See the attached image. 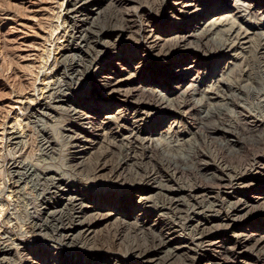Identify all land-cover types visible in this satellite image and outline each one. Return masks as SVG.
<instances>
[{"label": "bare ground", "instance_id": "obj_1", "mask_svg": "<svg viewBox=\"0 0 264 264\" xmlns=\"http://www.w3.org/2000/svg\"><path fill=\"white\" fill-rule=\"evenodd\" d=\"M102 1L104 0H62V2L59 4L60 11L56 17L57 31L62 30L63 33H70V38L72 39H70L71 42L69 41L65 47L63 46L61 53L58 55L59 61H61L59 63L63 64L67 59L71 58V56L74 57L69 60L78 59L79 61V59L81 60L80 51H82L84 48L88 49L90 50L89 58H91V60L89 59L90 62H87L88 65L86 64L87 66L85 68L88 67L89 71H87V74L90 72L88 75H92L93 73H91L90 68L95 66L97 60H101L99 55L101 54L103 47L113 46L114 48L115 41H111L112 38L116 37L118 39L119 37L123 36V33H130L132 29L136 27L138 28L136 31H134V34L136 32V35H139L137 36V42L140 43L139 47L144 49V52L148 50L147 52L149 54L155 52V55H162V57L166 56L167 52L171 48L189 49L191 48L190 45L192 44L195 45L196 50H194L195 52L190 55H193L194 59H197L204 54L207 55V53L211 50L219 51L221 53L223 52L224 55H229L230 52L234 51L236 47V41L237 43L242 42V45L248 44L247 42L249 41H246L248 39V35L241 37V35L238 34L232 35L230 42L228 43V40L222 41L219 39L218 33L223 31L222 29L219 30V26H224L221 23H225L223 21H226L229 24L235 22L233 21L234 18L230 19L233 16H226L225 13L217 14V19H215L212 24L207 26L208 28L202 33H195V30L191 29L189 34L183 35L181 29H176V36L174 39L172 37V40L170 39V41H166L164 39V41L159 42L158 38L149 41V34H151L152 31L157 32V30L160 28L156 26L155 19L149 18L152 15L150 9L146 8L145 11L144 9L140 10L137 8L135 11H139L138 13H130L128 11L129 8H124V10L119 9L118 18H107L106 22L108 25H101L100 19L103 13H105L104 10L102 11V9H99ZM108 1L111 2V6L113 7L126 6V4H124V0ZM204 1L206 2L208 0H189L186 3H180H184L183 7L190 5V7L196 8V3L199 4L200 2ZM209 1L213 2L216 0ZM238 1L240 2L241 7L242 5L245 6L244 2H248L246 7L251 10H256V6L250 5V0ZM163 2L164 0H160V3L163 4ZM91 6L97 11L93 12V8H91ZM162 7L163 5L161 6V4L156 5L154 8H152V11L157 10V13ZM241 7L239 6V8ZM109 10L110 9L108 8L106 12H109ZM147 14L149 16H147ZM191 20L193 21V18H191ZM191 20L188 21V23L185 22L187 26L192 24ZM260 21L263 23L261 19L258 21L259 24L256 23L255 26L260 27ZM231 25H233V23ZM172 26L173 25L169 24L165 27H161V29L169 31L171 30L170 27ZM227 29H232V26H229ZM222 36L224 37V35ZM260 36L261 35L259 34L258 37ZM261 37L263 38H256V41L259 42L262 39V46H264V34ZM75 39H77V42ZM159 39L162 40V38ZM131 53L132 52L128 53L126 56L123 55L121 60L123 62L128 60L130 61L131 56L134 55ZM236 58L237 55L235 56V53L230 55L231 61L234 62ZM224 59L225 58H221L219 61L221 62ZM197 60H195L194 67L190 66V63H177L179 66L177 65L178 67H176L182 71V73H184V76L186 71L190 73L195 71L194 73H196L195 75H197V77H193L190 80V85L193 90L192 93L199 89V84L196 81H202V78L199 74L203 68L205 70V65L208 63H198L200 60ZM80 65L81 61H79V64L76 66H72V68L68 70V73L67 71H64V74H62L64 75V79L66 75L73 81L75 79H79L83 71L80 69ZM230 65L233 64L229 62V64L226 65L227 67L224 69L227 70V73L225 71H221L222 74L219 75V78L216 81L220 86L221 84H226L230 74H233V66L230 67ZM104 66L105 69H103L104 72L102 73V78H104L102 80V82H104L103 86L107 88L112 87V92L122 91V93H120L121 97L123 98L122 105L120 107L121 112H119V114L114 113V115L109 111L108 113H105L103 119L106 120L107 123L102 125L103 123H96V118L99 116V114L98 111L94 109L95 107L87 108L78 104L67 107L65 111L70 113L73 122L77 126L75 127V125H72L71 127L61 128V130H58L62 132V135H60V139H62L61 143L66 142L72 146V152L69 151L68 153L64 154V157L62 160H60L62 167L60 172L58 169L52 170L50 168H48L49 170L43 168L46 171L40 172L37 171L34 166H31L28 163H16V161L13 162L11 169L17 177V180L15 181V188H19L22 184V180L27 179L30 176L33 181H36L37 179L40 185L45 189V191L43 190V192L40 193L42 197V199H40L42 200L41 203L39 199V201H37L36 205L38 209L34 207L32 209L35 210V212L30 213L29 218L32 220L31 225H29L27 229L25 228V233L24 231L21 232L19 237L31 235L33 240L35 237H41L50 245L43 246L42 248L38 249L36 246H34V244L29 247V244H32L30 242H28L25 246V243H23L21 239H16L15 241L8 239L7 242H0V260L2 261H0V264L5 262L10 263L11 261L15 263L18 259H26V263L28 264H46V259L52 260L53 264H98L99 260L101 261L99 264H128V261L123 260L124 258L120 259L117 256V254H121L120 251L119 253L115 254L112 250V248L119 242L121 247V241L124 238L123 231L126 230H130L136 236L140 235V237L143 236L145 239L148 238V241L144 240V244H135L136 246L133 244L134 246L129 248L127 251L129 253L127 255L132 258V261L136 259L138 262L152 264H172L174 261H179L181 264H191V262L193 264H198L204 263L206 257H208L209 260H212L211 256L214 257V255H219L221 258H225V261L226 259L232 261L241 260L249 261L250 264H264V236L259 234L260 226H253L252 224H247L244 226V224H246L248 221H251H247L249 218H246L248 213L257 207V204L250 203L246 193L248 191L253 192L257 188L256 183L258 180L260 178H264L263 159L261 160L256 157H252L251 159L247 158V160L241 163L238 168L225 164L224 160L217 156L211 158V156L206 157L205 153H200L199 155L198 152L197 154H193V151H190L192 154L187 152V158L191 160L196 159V161L199 160V162L201 161L200 163L197 162L199 166L196 165L193 167L195 172H205L206 178L208 180H214L215 183H217V188H207L208 186H205L206 188L202 189L198 188L200 186L197 187L196 185H182L181 181L175 177L177 174L176 171H173L170 174L168 173L169 175L164 174L166 175L164 177H161V174L159 175L157 173L158 171L156 172L154 169H151L150 171H144L142 168V163H138V160L141 159L143 161L147 154L148 156H151L152 152L159 150H161L162 153L166 152V155L169 153L172 155V153L178 152L177 150L184 151L185 146L183 143L179 144L180 147L178 149H175L174 145L170 146L167 141H164V139H157V136H159L157 131L162 129L160 128L162 124L161 121H159L156 125H154L155 123L152 121V126L148 128H145V124L157 116L165 113L157 111L158 113H156V115L152 114L155 111L154 109L160 111L163 108H169L168 111L174 112L176 118L180 120L179 123H184L187 121V117L190 115L187 108L188 103L185 94L181 92V82L185 81L186 79L173 81L171 85H168L167 87L160 86L157 90L149 91V93L147 90L146 94L142 93L140 90L137 91V89V92H130V89H125L126 91L124 89L119 90V87L123 86L120 83L123 82L127 85L130 83L126 79L123 81L116 80L117 82L115 81V83L110 86L112 82L110 81L111 78L109 75H111L112 71H109V66ZM106 69L107 71H105ZM111 69L113 70V68ZM93 72L95 73V71ZM211 72L214 74L215 70L212 68ZM58 85L60 84H57V86ZM57 86L55 87L57 88ZM225 86L228 87V92L232 93V84L227 83ZM43 89H49V87L45 86ZM43 89L42 91H44ZM50 90H45L42 93H49ZM166 92H170L173 95L171 100L165 98L164 95L167 94ZM140 93L147 98V101L145 100L146 102L143 100L140 102H134L135 99L133 98L138 96ZM237 93V90H235V94ZM49 94L47 96H49ZM50 95H54L55 98L58 99V101L55 103L60 104L59 106L71 100V97L64 93H54ZM47 96H43V98ZM190 97H193L192 94ZM39 98L41 99L42 97ZM93 99L94 98H92V100ZM209 99L213 101V103L219 104V107L223 111L225 106H228L231 101L229 99V95L225 97H221L220 95L217 98L211 97ZM91 103L96 107L104 106V102L99 100H94V102ZM108 105L109 104H107V106ZM208 105V108H210L211 105L215 106L214 104L210 103H208ZM130 107H134V115H132L133 118L131 117V121L129 118H127V115L124 114L127 108ZM27 108H29V106ZM39 111L43 115L48 114L49 107L43 102L39 108ZM81 120H83V122L79 123ZM107 126H109L108 129L113 126L116 130V133H111V131L105 130ZM255 126H259L263 128L262 130H264V119L260 121V123L255 122L251 128ZM89 130L97 132L94 137H97L98 133H100L99 139L101 138L102 142L107 140V143H105L107 147L105 148L104 146V151H101L100 153L96 152L94 154L95 156L92 158L90 155L87 156V154H89L88 149H93V147L90 148V146H92L94 142H97V138L93 139V137L89 134ZM171 130L172 127H169L165 132L170 133ZM76 131L79 133L75 134L74 132ZM177 133L181 134L182 136L186 132L179 130ZM45 136L46 141L42 143V151H44L47 155H53L55 153V155H57V153L62 154L63 147H60V149L57 148L58 139L51 138L50 132H46ZM174 136L177 137V135ZM206 136L204 133L199 135L203 142L207 141ZM17 139V137L13 138V140L16 141ZM230 140L225 143L233 142ZM113 157L116 158L114 165H112L110 162V158ZM205 158L210 159L211 162L214 161L213 164L216 163L215 165H217L216 169H209L207 167L209 162L206 163L207 161L204 162L203 160ZM128 162H135V164H133L134 168L132 167V169L128 170L126 174L124 168ZM105 170H108L106 174L104 173ZM191 170H193L192 167ZM205 173L202 174L205 175ZM103 179H109L108 181L110 183L112 182L111 185H114V188L115 186L125 185L126 183H137L136 185L138 187L131 188L129 189L130 191L126 190L125 193H127V198H122L119 200L120 203H115V200H111L112 204L115 203V206L120 207L116 211H111L107 207L110 204V201L108 203L102 202L106 199L105 195L101 194L104 191H97V189L92 186V184L96 181ZM244 191H246V193ZM173 192L179 193L175 194ZM114 195L116 198H118L122 196V193L117 192ZM231 195H236L238 197L242 196L244 199H237L238 197L232 198ZM258 195L259 196L257 199L261 197L260 195H264V191H260V194L258 193ZM262 199L264 200V198ZM133 200H135V202L137 201L136 203L138 206L135 205ZM262 205H264V201ZM187 207H191L190 209H192L189 215L188 213L184 212L186 211L185 208ZM131 209L135 212H138V214H132V212L129 211ZM150 213L152 214L150 215ZM208 214H214L215 216H208ZM152 216L155 219L151 221V218H153ZM110 220L113 221L110 222ZM181 222L184 223L181 224ZM22 227L20 226L19 228L22 229ZM99 227H104L103 231L105 230V232L101 230L99 231ZM171 245L175 246L170 247ZM49 249H51V252H49ZM21 250L26 251V255L22 253V255L19 254L18 251ZM201 254H203V256ZM252 255L255 258L252 257ZM257 258L260 260H257Z\"/></svg>", "mask_w": 264, "mask_h": 264}, {"label": "rangeland", "instance_id": "obj_2", "mask_svg": "<svg viewBox=\"0 0 264 264\" xmlns=\"http://www.w3.org/2000/svg\"><path fill=\"white\" fill-rule=\"evenodd\" d=\"M188 1L189 0H164L162 4L160 3V0H124V4H126V6H115V8L111 6L110 1L104 0L99 6V9L105 11V13H103V15L101 16L100 23L101 25H108L106 22L107 18H118L119 9L124 10V8H129L128 11L130 13H138L139 11H135L137 8L140 10H145L147 8L150 9V12L152 13L149 18L155 19L156 26L160 27L157 32L152 31L151 34H149L148 40L152 41L158 38V41L161 42L164 41V39L166 41H170V39L172 40V37L174 39V37L176 36V29H181L183 35L189 34L191 29H194L195 33H202L208 28L207 26L212 24L215 19H217V14L225 13L226 16H233L230 19L234 18L233 21L235 22H232L233 25H231L232 23L229 24L226 21L223 22L227 23L228 25L225 23H221L224 26H219V30H223L218 33L219 39H221L222 41L228 40V43L230 42L232 35L238 34L241 35V37H244V35H248V39L246 40H249L247 42L248 44L242 45V42L237 43L236 41V47L234 49V51L236 50L235 52L232 51L229 53V55H224L223 52L221 53L219 51L211 50L207 53V55L204 54L203 56L197 58L198 60L194 59L193 55H190L195 52L194 50H196L195 45L192 44L190 45L191 48L189 49L171 48L167 52V55L162 57V55H155V52L149 54L147 52L148 50L144 52V49H141L139 47L140 43L137 42V36L139 35H136V32L134 34V31H136L138 28L136 27L134 28L135 30L132 29V33H123L124 37L121 36L118 39L116 37L112 38L111 41H115L114 48L113 46L103 47V50L99 55L101 60H97L95 66L93 68H90L91 73H93L92 75H88L90 73L88 72L87 74V71H89V69L88 67L85 68L91 60V58H89L90 50L85 48L82 49V51H80L81 60L79 59V61H81L80 69L83 70L82 75L79 79H75L73 81L67 75L64 79V75L62 74H64V71H67L68 73V70L71 69L72 66H76L77 64H79L78 59H74L75 61L69 60L74 57L71 56V58L67 59L62 64L59 63L61 61H59L58 56L61 53L63 46L65 47L68 42H71L72 40L70 38V33H63L62 30L57 31L56 28V17L60 11L59 4L62 2V0H0V242H7L8 239L12 241L21 239V241L25 243V246L28 242H30L32 244H29V247L34 244V246H36L38 249L42 248L43 246L50 245L41 237H35L34 240L33 238H31V235L19 237V234L23 231L25 233V228L27 229L29 225H31L32 220L29 218L30 213L35 212V210H33L32 208H37V201L42 199L40 193H42L43 190L45 191V189L40 185L37 179L36 181H33L30 176L27 179L22 180V184L19 188H15V181L17 180V177L11 169L12 164L16 161V163H28L29 165L34 166V168L40 172L49 170L48 168L52 170L58 169L60 172L62 170L60 160H62L64 154L68 153L69 151L72 152V146L66 142L61 143L62 139H60V135H62V132L58 130H61V128L71 127L72 125H75V127L77 126L73 122L70 113H67L65 111L67 107H70L71 105L75 106L76 104L85 106L87 108L95 107L94 109L98 111L99 114V116H97L96 118V123H103L102 125H105L107 123V121L103 119L105 113H108L109 111L114 115V113L119 114V112H121L120 107L122 105L123 98L121 97L120 93H122V91L112 92V87L107 88L103 86L104 82H102V80L104 78H102V73L104 72L103 69H105L104 65L109 66L110 70H108L110 72H113L114 70V72H111V75H109V77L111 78L110 81L112 82L110 86H112V84L115 83L116 80L123 81L126 79L130 83H128V85L123 82L120 83L123 86L119 87V90L130 89V92L136 91L137 89V91L140 90L142 93L146 94L147 90L149 93V91L157 90L160 86L167 87L168 85H171L173 81L186 79L185 81L181 82V92L185 94L188 103L187 108L190 111H188L190 115L187 117V121H185L184 123H179L180 120L176 118L174 112L168 111L169 108H163L160 111L154 109L155 111L152 114L156 115V113L158 112L165 113L157 116V119L154 118L151 121H148L149 123L147 122V124H145V128H148L152 126L153 122L155 123L154 125H156L159 121H161L162 124L160 128L162 129L159 128L160 130L157 131V133H159L157 139H164V141H167L170 146L174 145L175 149H178L180 147L179 144L183 143L185 146L184 151L177 150L178 152L172 153V155H170V153H167L168 155H166V152H164V155L161 150L152 152L151 156H148L147 154L143 161L141 159L138 160V163H142V168L144 171H150L151 169H154L156 172L158 171L157 173L159 175L161 174V177H164L168 173L170 174L171 172L176 171L177 174L175 177H177L176 179H179L181 181L182 185H196L197 187L200 186L198 188L202 189L206 188L205 186H208L207 188H217V183H215L214 180H208L206 178L205 172L197 170V172H195L193 167H195L196 165L199 166L198 163H200L201 161L199 162V160L196 161V159L191 160L187 158V152L193 151V154H197L198 152L199 155L200 153H205L206 157L211 156V158L217 156L219 158H222L225 164L238 168L241 163L247 160V158L251 159L252 157H256L261 160L263 159L262 161L264 162V130H262L263 128L259 126H255L256 128H251L255 124V122L260 123V121L264 119V46H262V39L259 42L256 41V38H263L261 36L264 34V0H250V5L256 6V10H251L246 7V4H248V2H244L245 6L242 5L241 7V4L238 0H216L217 3L216 1L210 2L208 0L206 2H200L199 4L193 3L196 5V8H192L190 7V5H188L189 7H183L184 3ZM180 2L184 3L182 4ZM160 4L161 6L163 5V7L161 9L159 8L160 10L157 13V10L152 11V8ZM239 6L241 8H239ZM91 8L93 7L91 6ZM108 8L110 10L109 12H106ZM96 11L97 10L93 8V12ZM147 16L149 15L147 14ZM191 18H193V21L191 20ZM261 19L263 23H261L260 21V27L255 26V24L258 23V21ZM190 20L192 24H189L187 26L186 23H188V21ZM169 24L173 25L172 27H170L171 30L166 31L165 29H161V27H165ZM225 25H227L228 27L232 26V29H227L228 27ZM259 34L261 35L260 37H258ZM222 35H224V37ZM159 38H162V40ZM75 40L77 42V39ZM130 52H132L131 54H134L133 56H131L132 60L130 59V61L128 60L123 62L121 60L123 55L126 56ZM234 53L235 56L237 55V58L233 62L230 60V55H233ZM221 58L225 59L220 62L219 59ZM195 60H200L198 63L202 64H205L207 62L208 63L205 65V70L203 68L199 74L202 78V81H196L199 84V89L196 92L192 93L193 90L190 85V80L193 77H197V75H195L196 73H194L195 71H193V73L186 71L184 76V73H182V71H180L176 67H178L179 64L185 63H190L189 65L194 67ZM229 62L233 64L230 65V67L233 66L234 69L232 68L233 74H230V77L228 78L226 84H232L233 95L231 92H228V87L225 86L226 84H221L220 86L219 83L216 82L219 78V75L222 74L221 71H225L227 73V70L224 69L227 67L226 65L229 64ZM111 68H113V70ZM212 68L215 70L214 74H212L211 72ZM93 71H95V73ZM105 71H107V69ZM57 84L60 85L57 86ZM45 86L49 87V89H43ZM55 86H57V88ZM42 89L44 91H48L51 89L49 92L50 94H68L71 97V100L59 106L60 104L55 103L58 101V99H56L54 95H50L49 93L43 94L42 92L44 91H42ZM235 90H237V94H235ZM166 93L167 94L164 95L165 98L171 100L173 98V95L170 92ZM48 94L49 96H47ZM191 94L193 97H190ZM142 95L143 94L140 93L138 96H135V98H133L135 99L134 102H140L142 100L146 102L147 98ZM220 95L221 97L229 95V99L231 100L229 105L225 106L226 109L224 108V111L219 107V104H215L209 99L211 97L217 98ZM43 96L47 97L43 98ZM39 97L42 98L40 99ZM92 98L94 99L92 100ZM94 100L103 101L104 106H94L91 103L94 102ZM42 101L49 107V115H43L42 113H40L39 108L43 103ZM208 103L214 104L215 106L211 105V107L208 108ZM107 104L109 105L107 106ZM28 106L29 108H27ZM133 112L134 107H130L127 108L126 112L124 113L127 115V118H129L130 121L132 120L131 117L133 118ZM81 122H83V120L79 121V123ZM108 127L109 126H107L105 130L111 131V133H116V130L113 126H111V128L109 129ZM169 127H172V130L170 131V133H166L165 131ZM179 130H183L186 132L182 135L183 137L181 136V134L177 133L179 132ZM89 131L88 132L93 137V139L97 138V142H94L92 146H90V148L93 147V149H88L89 154H87V156L90 155L92 158L93 156H95L94 154L96 152L100 153L101 151H104V146L105 148L107 147V145L105 144L107 143V140L105 139L106 141L102 142V139H99L100 133H98L97 137H94L97 132H93V130ZM43 132H50L51 138L58 139L57 148L60 149V147H63L62 154L57 153V155H55V153L53 155H47L44 151H42V143L46 141V136ZM74 133L78 134L79 132L76 131ZM202 133H204L205 136L207 135V141L205 142H203L199 137V135ZM167 134H169L170 136ZM174 135H177V137L179 138ZM15 136L18 138L17 141L13 140V138H16ZM230 139L233 142L225 143ZM191 152L190 154H192ZM110 160L112 165H114V161L116 160V158L113 157L110 158ZM203 160L204 162L207 161L206 163L209 162L207 166L209 169H216L217 165H215L216 163L213 164L214 161L211 162V160L208 158H205ZM133 164H135V162H128L126 164L124 168L126 174L128 170L132 169V167L134 166ZM191 167L193 170H191ZM43 168L46 170H44ZM107 171L108 170H105L104 173L106 174ZM202 173H205V175H203ZM108 180L103 179L96 181L92 184V186L96 188L97 191H104L101 194L105 195L106 199L102 202L108 203L110 201V204L107 206L108 209L111 211H116L120 207L115 206V203L119 202V200H121L122 198H127V193H125V191L131 188H136L138 186L136 185L137 183H126L125 185L115 186L114 188V185H111L112 182L110 183ZM263 182L264 178H260L256 183L257 188L253 192L248 191L246 193V191H244L247 194V198H249L250 203L257 204V207L250 211V213H248V215L246 216V218L249 217L247 221H251H248L246 224H244V226L247 224H252L253 226L259 225V234L264 236V205H262L264 201L262 198H264V195H260L261 197L257 199L259 196L258 193L260 194V191H264ZM117 192L122 193V196L116 198L114 194H116ZM173 193L177 194L176 192ZM231 196L232 198L238 197L236 195ZM241 198L243 197L239 196L237 199ZM111 200H115V203L112 204ZM41 201L42 200H40V203ZM133 201L135 205L138 206V204L136 203L137 201ZM190 208L191 207H187L185 208L186 211H184L188 213V215L191 213L190 211H192V209ZM129 211L134 215L138 214V212H135L132 209ZM151 214L152 213H150V215ZM208 216L215 215L208 214ZM153 219L155 218H151V221ZM111 221L113 220H110V222ZM182 223L184 222H181V224ZM20 226L25 227H22V229H20ZM103 228L104 227H99L98 230L103 231ZM103 232H105V230ZM123 237L125 239L123 238V240L121 241V247L120 242L117 243L116 246L112 248L113 253L117 254L120 251L121 254H117V256L120 259L124 258L123 260L128 261V264H141L142 262H138V260L136 259L132 261V258L127 255L129 253L127 251L131 246H134L135 244H144V240H147L148 238L145 239V237H140V235L136 236L130 230L123 231ZM174 246L175 245H171L170 247ZM18 252L19 254L22 253L26 255V251L21 250ZM49 252H51V249H49ZM201 255L203 256V254ZM252 257L254 256L252 255ZM222 258L219 255H214V257L211 256L212 260H209V258L206 257L204 263L198 264L249 263V261L241 260H233V262L232 260L226 259L225 261V258ZM257 260L260 259L257 258ZM257 260L256 262L258 263ZM26 261V259H18L15 263H13L12 261L10 263H5L28 264L26 263ZM100 262L101 261L99 260L98 264ZM46 264H53V261L46 259ZM172 264L181 263H179V261H174ZM191 264L193 263L191 262Z\"/></svg>", "mask_w": 264, "mask_h": 264}]
</instances>
